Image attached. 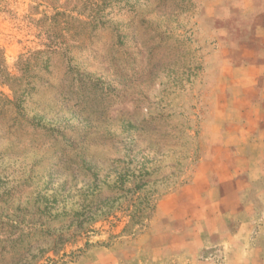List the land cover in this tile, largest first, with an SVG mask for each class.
I'll return each instance as SVG.
<instances>
[{"label": "rangeland", "instance_id": "1", "mask_svg": "<svg viewBox=\"0 0 264 264\" xmlns=\"http://www.w3.org/2000/svg\"><path fill=\"white\" fill-rule=\"evenodd\" d=\"M214 0H0V264H174L158 208L205 151Z\"/></svg>", "mask_w": 264, "mask_h": 264}, {"label": "crops", "instance_id": "2", "mask_svg": "<svg viewBox=\"0 0 264 264\" xmlns=\"http://www.w3.org/2000/svg\"><path fill=\"white\" fill-rule=\"evenodd\" d=\"M247 24L229 40L205 155L158 208L167 262L264 264V0H214Z\"/></svg>", "mask_w": 264, "mask_h": 264}]
</instances>
